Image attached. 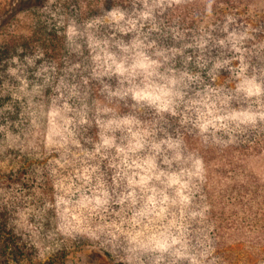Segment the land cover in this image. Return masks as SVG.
<instances>
[{
    "label": "rangeland",
    "instance_id": "374dc122",
    "mask_svg": "<svg viewBox=\"0 0 264 264\" xmlns=\"http://www.w3.org/2000/svg\"><path fill=\"white\" fill-rule=\"evenodd\" d=\"M24 1L14 0L17 12ZM130 1L127 9L99 6L85 26L93 73L113 79L95 105L96 139L78 152L48 117L42 133L25 143L45 160L56 145L66 149L51 187H40L33 166L19 175L21 142L0 131V264H161L167 254L206 264L208 252L188 246L207 248L214 224L243 239L259 234L253 222L264 215V89L247 75L236 80L237 104L220 91L193 104L187 134L165 153L163 173L147 171L156 187L130 183L132 152L148 147L152 129L131 104L164 105L171 96L161 52H150L147 23L153 11L180 0ZM249 9L263 13L264 0H250ZM4 23L0 17V31ZM102 25L117 34L115 55L97 34ZM125 33L128 40L119 39ZM111 181L121 186L108 187ZM14 240L22 248L9 246ZM241 251L236 264L245 263Z\"/></svg>",
    "mask_w": 264,
    "mask_h": 264
},
{
    "label": "trees",
    "instance_id": "16d2710c",
    "mask_svg": "<svg viewBox=\"0 0 264 264\" xmlns=\"http://www.w3.org/2000/svg\"><path fill=\"white\" fill-rule=\"evenodd\" d=\"M24 2V9L17 12L14 0H0V17L5 22L0 31V131L3 139L16 136L21 142L16 150L19 175L24 176L33 166V171H40V187H51V171L62 164L59 155L66 149L56 145L50 159L45 160L25 143L42 133L48 117L63 127L62 138L78 146V152L96 139L99 122L95 105L101 90L112 85L113 79L93 73L85 26L99 6L102 10L110 4L127 9L131 1ZM249 2L180 0L152 12L146 35L153 46L150 52H161L162 76L168 81L171 96L164 105L131 104L138 119L152 126L148 147L139 145L132 152L136 169L131 184L144 181L157 186L159 182L149 178L147 171L153 168L155 173H163L165 153L170 154L187 134L183 130L190 123L193 104L203 95L220 91L230 103L237 104L235 83L239 75L258 81L264 89V12L249 9ZM99 33L115 55L120 49L114 41L117 34L113 37L105 25ZM119 39L128 40V33ZM119 185L108 182V187ZM253 223L259 234L249 239L226 235L223 231L229 227L219 223L213 225L207 248L197 243L188 247L208 252L206 264H236L241 250L245 251L244 264H264V215ZM8 244L15 250L22 248L15 240ZM161 264L187 262L167 254Z\"/></svg>",
    "mask_w": 264,
    "mask_h": 264
}]
</instances>
